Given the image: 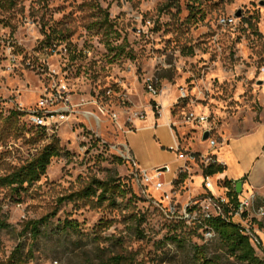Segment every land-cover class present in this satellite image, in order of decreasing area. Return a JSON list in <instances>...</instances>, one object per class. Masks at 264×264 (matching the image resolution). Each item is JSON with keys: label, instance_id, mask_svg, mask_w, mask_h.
Masks as SVG:
<instances>
[{"label": "rangeland", "instance_id": "rangeland-1", "mask_svg": "<svg viewBox=\"0 0 264 264\" xmlns=\"http://www.w3.org/2000/svg\"><path fill=\"white\" fill-rule=\"evenodd\" d=\"M62 110V122L38 124V114ZM263 122L264 0H16L0 8V263L18 250L24 264H104L116 255L196 264L200 248L223 264H248L181 219L206 191L196 166L177 181L172 129L184 149L207 153L217 140L221 156L263 148ZM50 144L61 155L37 182L18 190L2 182ZM164 167L163 190L157 179L144 183L139 169L156 178ZM223 172L213 178L222 193ZM96 180L106 183L103 198V188L86 192ZM251 194L244 185L241 198ZM249 224L264 261V217Z\"/></svg>", "mask_w": 264, "mask_h": 264}, {"label": "built area", "instance_id": "built-area-1", "mask_svg": "<svg viewBox=\"0 0 264 264\" xmlns=\"http://www.w3.org/2000/svg\"><path fill=\"white\" fill-rule=\"evenodd\" d=\"M223 21L227 23V21H232V19H223ZM148 87L152 95L159 96L160 91L152 83H150ZM49 104L48 100H42L43 106H48ZM55 117L58 123L62 122L66 117L65 110L52 112L47 116L38 114V124L45 126L48 122L46 120ZM216 147L217 140L215 139L209 140V150L207 153L184 149L181 147L180 142H178L175 147H171L172 150L177 152L178 158L182 160V165L178 169V174L186 175L189 169L192 172L191 167L196 166V173L200 172L198 176L201 177L202 187L206 191V195L203 197L198 199L190 198V201L186 203L183 208L181 219H190L191 222L199 225L202 228L203 236L206 241H211L217 237L210 222L214 217L219 216L226 220H233L241 225L244 234L248 235L253 245L256 246L260 243V239L257 231L254 230L249 223L254 218L264 217V206L256 205V197L254 194L246 198H241V194H238L236 191V181H231V184H227L224 180L221 184H218L223 188V193L219 192V190L215 191L216 183L213 178L216 174H209L207 169L213 165H224L216 153ZM131 159L135 161L134 157ZM139 170L146 185L157 179L155 188L157 190L164 189L167 184L164 178V172L157 170V176L155 178L150 177L146 170ZM174 183L175 181L170 182V191L173 190ZM170 191H164V194L168 195ZM232 191L237 194V199H235V195H230ZM217 192L219 193L217 194ZM177 206V203L170 206L169 211L172 216L176 214ZM235 218H239V221H236Z\"/></svg>", "mask_w": 264, "mask_h": 264}, {"label": "trees", "instance_id": "trees-1", "mask_svg": "<svg viewBox=\"0 0 264 264\" xmlns=\"http://www.w3.org/2000/svg\"><path fill=\"white\" fill-rule=\"evenodd\" d=\"M16 0H0V8L3 10H10L15 6ZM159 117V116H157ZM61 155L60 149L55 144L47 145L31 162L27 165H24L16 172L8 175L2 179V182L10 185L13 189L18 190L22 188L25 184L32 185L37 182L43 174L46 173L48 166L51 163L53 157ZM122 160V159H121ZM225 170L224 165H213L207 169V172L211 175L221 173ZM186 175H180L177 181H183ZM176 181V182H177ZM227 184H231L228 180H225ZM96 186H90L86 192L88 195H94L97 193V190L103 188L106 183L100 180L95 181ZM106 189L103 188L102 193L98 196L103 198L106 195ZM90 191V192H89ZM230 195H235L237 199V194L232 191ZM64 199H61L63 201ZM48 217L41 219L40 221L34 222L32 230L35 234H38L40 231V224L48 221ZM217 237L221 243L226 248V253L230 256H233L235 259L240 262H245L248 264H264V261L257 255V246L262 247V242L255 246L253 245L250 237L244 234L242 227L239 223L234 222L233 220H226L222 217H214L211 221ZM201 249H198L196 254L197 262L196 264H223L222 259L219 255H214L212 257L204 256L200 254ZM25 260L18 250L16 253L10 257L6 262H1L0 264H24ZM104 264H139L136 263L132 257L128 255H116L109 258Z\"/></svg>", "mask_w": 264, "mask_h": 264}, {"label": "crops", "instance_id": "crops-1", "mask_svg": "<svg viewBox=\"0 0 264 264\" xmlns=\"http://www.w3.org/2000/svg\"><path fill=\"white\" fill-rule=\"evenodd\" d=\"M159 119H161V117H154L153 121L157 122ZM167 124L171 125L169 121H167ZM258 125L262 126L264 125V122L259 123ZM255 129L256 128H253L250 131L242 133H244L243 135H250L251 133L254 134ZM172 131L177 143L180 142L178 141V135H176L174 129H172ZM225 145H229V142ZM190 150L192 149L190 148ZM193 151L201 152L204 150L195 149ZM219 159L225 165V170L223 172L224 180H228L229 182L244 180V185H247L248 190L258 196H264V147L258 148V146L255 145V147L246 148L245 151L238 154L233 150L232 147H230L225 153L219 156ZM235 165L236 168L233 169V166ZM219 174L220 173H217L216 175L218 176Z\"/></svg>", "mask_w": 264, "mask_h": 264}, {"label": "water", "instance_id": "water-1", "mask_svg": "<svg viewBox=\"0 0 264 264\" xmlns=\"http://www.w3.org/2000/svg\"><path fill=\"white\" fill-rule=\"evenodd\" d=\"M210 137V131H205L203 138L204 139H208ZM168 168L164 167V168H159L158 171H167ZM243 186H244V180H239L236 182V191L238 194H241L243 192Z\"/></svg>", "mask_w": 264, "mask_h": 264}, {"label": "bare ground", "instance_id": "bare-ground-1", "mask_svg": "<svg viewBox=\"0 0 264 264\" xmlns=\"http://www.w3.org/2000/svg\"><path fill=\"white\" fill-rule=\"evenodd\" d=\"M248 193H249V191H248ZM248 193H247V194H248Z\"/></svg>", "mask_w": 264, "mask_h": 264}]
</instances>
